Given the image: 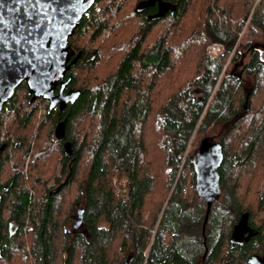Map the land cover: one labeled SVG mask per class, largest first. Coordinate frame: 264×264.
I'll use <instances>...</instances> for the list:
<instances>
[{"label":"trees","instance_id":"trees-1","mask_svg":"<svg viewBox=\"0 0 264 264\" xmlns=\"http://www.w3.org/2000/svg\"><path fill=\"white\" fill-rule=\"evenodd\" d=\"M140 1L96 0L80 19L72 104L48 111L22 82L0 111V264L264 258V45L249 37L264 38V0H169L155 18L158 3ZM240 46L244 76L225 69ZM64 117L71 155L53 133ZM216 131L221 193L209 203L183 156L194 133L201 144ZM246 214L253 233L235 243Z\"/></svg>","mask_w":264,"mask_h":264},{"label":"water","instance_id":"water-1","mask_svg":"<svg viewBox=\"0 0 264 264\" xmlns=\"http://www.w3.org/2000/svg\"><path fill=\"white\" fill-rule=\"evenodd\" d=\"M95 1L0 0V111L22 82L31 94L30 101L39 97L46 99L48 111L55 106L63 110L74 102L80 88L64 91L71 77H65V74L80 51L70 45L69 37ZM156 2L158 10L150 15L152 18L163 16L175 8L169 0H141L135 9L142 10ZM65 120L66 117L57 120L53 133L56 138L64 139L63 147L71 155V143L65 139ZM222 156V145L211 140L202 142L194 155L197 161L196 189L199 196L209 203L221 193L219 167ZM69 174L70 167L64 179L49 193L58 191ZM81 217L82 209H78L75 226L80 225ZM251 229L246 214L234 231L244 234Z\"/></svg>","mask_w":264,"mask_h":264},{"label":"rangeland","instance_id":"rangeland-1","mask_svg":"<svg viewBox=\"0 0 264 264\" xmlns=\"http://www.w3.org/2000/svg\"><path fill=\"white\" fill-rule=\"evenodd\" d=\"M250 36H252V38ZM249 37L251 39L262 41L263 42L262 45H264V38L261 35L253 34V31H252V33L249 35ZM246 38L248 39L247 35H246L245 39ZM241 44L243 46L244 42L241 41ZM220 49H221V47H220ZM208 50H209V47H208ZM241 51H242V54H243V59L242 60H237V61H231V59L229 58L228 61H227V65H226L225 69L227 71L235 72V74H240L241 76H244V74L242 72V67H243V64L249 59L251 53H250V49L246 48V47H241ZM249 79H250L249 77H247V78L245 77V80L247 82L250 81ZM35 104H37V102H33V105H35ZM39 104H40V105H38L39 112H43L45 110L44 107H43V104L42 103H39ZM216 132L210 134L211 136L209 137L210 140L213 141V142H218V140H219V136H220L219 132L220 131H218L217 133ZM202 137H203L202 134H198V133H194L193 134V136H192V138L190 140V143L188 145V148H187V150H186V152H185V154L183 156L184 159L190 158V157H192V156H194L195 154L198 153Z\"/></svg>","mask_w":264,"mask_h":264},{"label":"flooded vegetation","instance_id":"flooded-vegetation-1","mask_svg":"<svg viewBox=\"0 0 264 264\" xmlns=\"http://www.w3.org/2000/svg\"><path fill=\"white\" fill-rule=\"evenodd\" d=\"M67 89H65L64 91H66ZM237 226V225H236ZM236 228V227H235ZM253 231L252 229L251 230H248L246 233H240L238 232L237 230L234 231L233 233V241L235 243L239 242L240 240H249L251 235H252ZM249 264H264V258L263 257H260L258 255H254L253 257H251L249 259Z\"/></svg>","mask_w":264,"mask_h":264},{"label":"built area","instance_id":"built-area-1","mask_svg":"<svg viewBox=\"0 0 264 264\" xmlns=\"http://www.w3.org/2000/svg\"><path fill=\"white\" fill-rule=\"evenodd\" d=\"M220 51V46L216 43L209 46V52L212 54H218Z\"/></svg>","mask_w":264,"mask_h":264}]
</instances>
